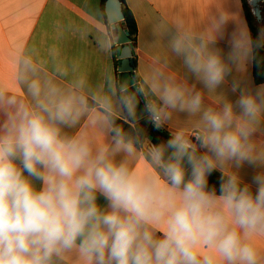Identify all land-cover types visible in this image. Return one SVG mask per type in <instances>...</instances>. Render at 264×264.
Instances as JSON below:
<instances>
[{
	"label": "clouds",
	"instance_id": "clouds-1",
	"mask_svg": "<svg viewBox=\"0 0 264 264\" xmlns=\"http://www.w3.org/2000/svg\"><path fill=\"white\" fill-rule=\"evenodd\" d=\"M229 19L167 30L185 79L155 67L142 81L74 75L63 87L69 69L55 57L51 78L22 61L29 99L0 88V264H264V83L247 71L264 30L254 42L228 33ZM103 20L112 38L98 47L110 53L124 36L117 0ZM177 114L190 126L163 142L140 124L169 127Z\"/></svg>",
	"mask_w": 264,
	"mask_h": 264
},
{
	"label": "crops",
	"instance_id": "crops-1",
	"mask_svg": "<svg viewBox=\"0 0 264 264\" xmlns=\"http://www.w3.org/2000/svg\"><path fill=\"white\" fill-rule=\"evenodd\" d=\"M102 2L103 0H0V88L26 101L29 99L25 95L26 89L17 81L24 59H31L37 65L41 78L52 77L53 57L62 62L69 69V75L56 82L63 87H68L74 75L86 77L94 86L102 83L109 73L118 78L117 53L114 54V49L110 53L104 52L98 47V42L107 44L112 38V33L103 20ZM126 2L138 26L134 59L136 75L141 81L150 76L155 67H161L177 79L187 77L182 61L167 46V30L178 18H183L187 27L200 31L208 24L210 14L224 11L230 17L228 33L239 29L250 31L242 0ZM219 47L225 53L229 48L226 40L221 41ZM247 71L257 84L253 76V63ZM215 100L216 96H209L210 103ZM84 124L82 119L75 127L65 128L64 131L75 135ZM188 126L190 124L183 115L177 114L173 125L164 130L170 135L169 132L176 127ZM254 171L253 167L245 166L241 175L246 182H251ZM99 203H105L103 198H100ZM257 243L264 247V240H258Z\"/></svg>",
	"mask_w": 264,
	"mask_h": 264
},
{
	"label": "trees",
	"instance_id": "trees-1",
	"mask_svg": "<svg viewBox=\"0 0 264 264\" xmlns=\"http://www.w3.org/2000/svg\"><path fill=\"white\" fill-rule=\"evenodd\" d=\"M122 4V11L125 16L124 19V27L128 31L129 36L132 40V44L134 46V49L136 48L137 45V37H138V26L137 22L135 19V16L132 12V10L129 8L127 5L126 0H120ZM107 0H103L102 2V12L103 16L105 13V5H106ZM243 2V7L245 11V15L247 18L249 30L251 33L252 40L254 42L258 41L261 34L259 32V28L257 26V20L252 12V7L250 5L249 0H242ZM262 44H264V41H261ZM117 53V47L114 48V54L116 55ZM255 56L256 59L253 61V76L254 80L257 84L264 83V46L258 47L255 49ZM133 73L136 76V79L138 80V77L136 75V63L134 59V71ZM143 101V99H142ZM118 124L122 123L121 121H117ZM140 124L142 127L146 130L147 134L149 136H152V141L154 143L158 142H163L166 141L169 138V135L161 130V129H156L153 127V125L147 120H141ZM123 127L125 130H128V125L123 124ZM219 182H220V174L218 172H213L212 175L209 178V184L210 186L215 185L217 187V190L219 191Z\"/></svg>",
	"mask_w": 264,
	"mask_h": 264
},
{
	"label": "water",
	"instance_id": "water-1",
	"mask_svg": "<svg viewBox=\"0 0 264 264\" xmlns=\"http://www.w3.org/2000/svg\"><path fill=\"white\" fill-rule=\"evenodd\" d=\"M250 5L252 7V12L257 20V22H260L263 18L262 16V3H264V0H249ZM113 4V0H107L106 2V8L109 6L111 7ZM117 6L121 8L122 10V4L120 0H117ZM123 13V11H122ZM123 17L125 19V16L123 14ZM121 27L124 29V36L119 44L117 46V57H118V78L124 79V78H133L135 74L134 71V57H135V49L132 44V40L129 36L128 31L124 27V22L121 24ZM140 112L143 113V101L141 99V105H140ZM143 120V119H142ZM151 139L153 138L150 136Z\"/></svg>",
	"mask_w": 264,
	"mask_h": 264
},
{
	"label": "rangeland",
	"instance_id": "rangeland-1",
	"mask_svg": "<svg viewBox=\"0 0 264 264\" xmlns=\"http://www.w3.org/2000/svg\"><path fill=\"white\" fill-rule=\"evenodd\" d=\"M262 20L260 22H257V26L259 28V32L261 34L262 30H264V3H262Z\"/></svg>",
	"mask_w": 264,
	"mask_h": 264
},
{
	"label": "built area",
	"instance_id": "built-area-1",
	"mask_svg": "<svg viewBox=\"0 0 264 264\" xmlns=\"http://www.w3.org/2000/svg\"><path fill=\"white\" fill-rule=\"evenodd\" d=\"M161 130L165 131L164 128H161Z\"/></svg>",
	"mask_w": 264,
	"mask_h": 264
}]
</instances>
